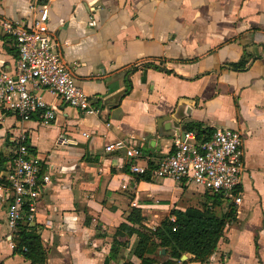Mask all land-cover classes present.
<instances>
[{
    "label": "crops",
    "instance_id": "1",
    "mask_svg": "<svg viewBox=\"0 0 264 264\" xmlns=\"http://www.w3.org/2000/svg\"><path fill=\"white\" fill-rule=\"evenodd\" d=\"M46 2L0 0V69L11 70L17 53L2 21L29 22L32 6ZM49 6L62 56L99 112L84 113L46 89L37 93L56 109L49 123L40 114L21 120L0 103V151L9 157L26 130L31 153L51 175L34 220L45 264L168 259L165 248H138L137 234L120 225H131L134 207L148 227L174 209L201 207L183 206L190 185L156 179L150 170L135 173L123 150L105 146L138 143L144 158L137 162L154 168L178 128L191 122L213 132L240 130L243 200L208 260L185 253L184 264H264V0H51ZM238 61L245 68H233ZM7 207L0 199V264H31L11 244Z\"/></svg>",
    "mask_w": 264,
    "mask_h": 264
},
{
    "label": "built area",
    "instance_id": "2",
    "mask_svg": "<svg viewBox=\"0 0 264 264\" xmlns=\"http://www.w3.org/2000/svg\"><path fill=\"white\" fill-rule=\"evenodd\" d=\"M50 1L32 6L35 13L29 22L2 21L3 30L16 40L17 53L11 70L0 69V103L21 120H29L34 114H40L44 123L56 118L55 107L37 93L39 89L50 91L84 113L99 112L88 93L76 82L49 27ZM105 149L123 150L125 157L131 159L130 170L135 173L144 174L148 170L147 163L137 162L144 158L138 143L117 139ZM243 170V135L231 127L217 128L206 140H198L192 130H185L184 136L176 134L170 151L151 169L156 179L170 177L220 192L224 203L236 206L243 200L239 188ZM0 178L3 180L0 199L8 203L6 224L14 235L21 222L34 223L43 188L51 181L49 171L43 167V159L30 151L26 130L14 138V147ZM169 218L175 221L174 215ZM11 244L15 246L13 241Z\"/></svg>",
    "mask_w": 264,
    "mask_h": 264
},
{
    "label": "trees",
    "instance_id": "3",
    "mask_svg": "<svg viewBox=\"0 0 264 264\" xmlns=\"http://www.w3.org/2000/svg\"><path fill=\"white\" fill-rule=\"evenodd\" d=\"M244 62H234L232 67L235 69L245 68L243 67L245 66ZM128 91L129 87L124 94ZM186 129L195 131L198 140L209 139L213 133L211 127H203L199 122L188 123ZM7 160L8 155L0 151V172ZM151 169L152 166H148V170L151 171ZM2 182L3 180L0 178V183ZM183 183L186 184L185 181ZM202 193L204 200L201 207L174 209L171 211V215L175 216V221L166 217L154 228L142 223L139 207L132 209L128 216L131 225L123 223L120 228L129 234H137L136 246L141 250L152 253L159 248H165L169 254L168 259L162 262L155 258L142 257L141 264H184L187 262L186 259H182V255L185 253L190 254L189 260L200 262L208 260L217 248L226 225L236 217L237 206L230 203L226 209H222L224 203L222 193L211 192L204 188H202ZM14 235V249L16 251L23 253L31 264L46 263L45 248L35 223L21 222Z\"/></svg>",
    "mask_w": 264,
    "mask_h": 264
},
{
    "label": "rangeland",
    "instance_id": "4",
    "mask_svg": "<svg viewBox=\"0 0 264 264\" xmlns=\"http://www.w3.org/2000/svg\"><path fill=\"white\" fill-rule=\"evenodd\" d=\"M183 206L189 205H195V206H201L204 195L202 193V187L194 184L190 185L189 188L186 187L185 189V198H184ZM188 202V203H186ZM225 207L223 206L222 209ZM220 211V210H219Z\"/></svg>",
    "mask_w": 264,
    "mask_h": 264
},
{
    "label": "water",
    "instance_id": "5",
    "mask_svg": "<svg viewBox=\"0 0 264 264\" xmlns=\"http://www.w3.org/2000/svg\"><path fill=\"white\" fill-rule=\"evenodd\" d=\"M183 126L181 125L179 128H178V131H176V134H180L181 136H184V131L185 129H182Z\"/></svg>",
    "mask_w": 264,
    "mask_h": 264
}]
</instances>
